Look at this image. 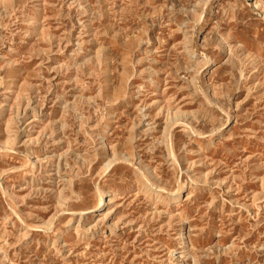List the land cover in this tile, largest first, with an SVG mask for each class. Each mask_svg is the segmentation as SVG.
Returning a JSON list of instances; mask_svg holds the SVG:
<instances>
[{
    "label": "rangeland",
    "instance_id": "obj_1",
    "mask_svg": "<svg viewBox=\"0 0 264 264\" xmlns=\"http://www.w3.org/2000/svg\"><path fill=\"white\" fill-rule=\"evenodd\" d=\"M0 264H264V0H0Z\"/></svg>",
    "mask_w": 264,
    "mask_h": 264
},
{
    "label": "bare ground",
    "instance_id": "obj_2",
    "mask_svg": "<svg viewBox=\"0 0 264 264\" xmlns=\"http://www.w3.org/2000/svg\"><path fill=\"white\" fill-rule=\"evenodd\" d=\"M200 2V1H199ZM196 53H198V52H196ZM201 57V58H200ZM200 57H199V59H198V63L200 62V61H202V60H204V58L202 57V54L200 55ZM153 83H155V82H153ZM176 112H178V111H176ZM184 113V112H183ZM186 113V112H185ZM173 114V113H172ZM178 114V113H177ZM180 115V114H179ZM187 115V114H186ZM173 117V116H172ZM171 118V117H170ZM15 119V118H14ZM177 121V120H176ZM188 123V122H187ZM8 124V123H7ZM173 125V124H172ZM106 127H108V125H106ZM12 137H10V136H8L7 138H6V140H5V142H4V146L6 147L7 145H9L10 143H11V141H12ZM30 139H28V141H29ZM170 143V142H169ZM2 145V146H3ZM4 147V148H5ZM3 148V147H2ZM2 151V150H1ZM168 154V153H167ZM28 157H29V159L31 160V162H32V164H35L36 162H37V158L35 157V156H33L32 155V151H30V149H29V152H28ZM129 158V157H128ZM110 162H112V161H110ZM113 163V162H112ZM37 164V163H36ZM38 165V164H37ZM151 174V173H150ZM144 177V176H143ZM148 182V181H147ZM150 185V184H149ZM160 191V190H159ZM159 191L157 190H155V192H154V195L156 196V198L157 199H159V200H164L162 197H163V195L161 194V193H159ZM62 192V191H61ZM99 192V191H98ZM106 193V192H105ZM114 193H115V190L113 189V188H109V193L106 195H104V193H102L101 194V196H100V200H99V204H98V206H97V209H95V215H101V217L100 218H98L97 219V221L94 223V224H92L91 226H89V227H85L86 229L85 230H90V229H94L95 231H97V229H98V225H99V220H108V218H109V214H110V211H108V209H109V205L112 203L111 202V197L114 195ZM184 192H183V188L181 189V190H179L177 193H175V194H171L170 196H169V200L168 201H165L164 200V203H167V204H169V203H174V202H178V201H180L181 199H183L184 198ZM108 197H110L109 199H108ZM158 200V201H159ZM59 203V202H58ZM8 205V204H7ZM82 213V212H81ZM113 227H115V226H113ZM72 228H73V225L70 223V225L68 226V228H67V230H69V231H71L72 230ZM67 230H62V232H61V235H60V239H61V242L63 243V246H67V244H66V242H65V240H64V235L67 233L66 231ZM94 233V232H93ZM26 235L28 236V234L26 233ZM182 237V244L183 245H185L186 244V241H185V237L184 236H181ZM6 243V242H5ZM61 244V243H60ZM178 257H181V258H183V257H185V255H184V253L183 252H181V253H179V256Z\"/></svg>",
    "mask_w": 264,
    "mask_h": 264
}]
</instances>
